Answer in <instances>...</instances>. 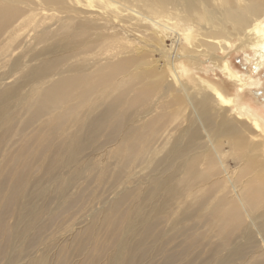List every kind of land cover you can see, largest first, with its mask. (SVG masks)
Returning a JSON list of instances; mask_svg holds the SVG:
<instances>
[{
    "label": "rangeland",
    "instance_id": "obj_1",
    "mask_svg": "<svg viewBox=\"0 0 264 264\" xmlns=\"http://www.w3.org/2000/svg\"><path fill=\"white\" fill-rule=\"evenodd\" d=\"M44 9L23 0L8 9L13 22L3 21L0 9V44L22 18ZM64 38L26 49L30 65L72 56L80 40ZM27 39L13 48L22 52ZM238 45L224 56L245 78L254 77L247 92L255 91L259 101L250 93L240 100L263 112L264 68L254 76L251 66L242 64L244 49ZM160 57L155 53L161 66L170 63ZM7 71L0 68V76ZM102 72L88 84L82 83L91 72L82 75L76 88H53L29 114L16 107L34 82L23 84L14 102L7 100L13 119L0 126V244L8 242L0 264H264V206L254 204L252 192L247 193L251 212L242 202L210 204L226 169L243 181L248 174L231 156L232 143L219 146L225 166H215L218 161L209 153L213 124L203 118L188 137L193 142L181 138L179 126L171 123L175 107L158 100L163 86L154 78L150 86L136 82L102 102L99 88L117 77L108 69L97 74ZM18 126L22 134L14 136ZM167 129L174 138L164 147ZM7 139L8 146L2 145ZM8 147L11 153L4 157ZM158 148L163 151L155 154ZM212 166L216 185L203 177ZM13 189L16 201L2 214Z\"/></svg>",
    "mask_w": 264,
    "mask_h": 264
},
{
    "label": "bare ground",
    "instance_id": "obj_2",
    "mask_svg": "<svg viewBox=\"0 0 264 264\" xmlns=\"http://www.w3.org/2000/svg\"><path fill=\"white\" fill-rule=\"evenodd\" d=\"M21 1L0 0L3 21L13 22L16 19L8 9L15 8ZM35 2L45 9L22 18L0 44V68L8 70L0 76V117H3L0 126L13 119L7 112V100L14 102L19 96H16L18 89L25 83L30 85L34 82L31 90L18 100L16 109L20 112L25 107L29 114L33 107L41 105L45 97L51 95L53 88H64L65 85L69 89L76 88L81 76L89 72L91 74L87 75L90 77L82 84H88L89 78L94 80L99 75L103 77L104 72L97 74L103 69L117 75L116 79L109 80L99 88V100L102 102L136 82L150 86L154 78L163 86L158 100L166 99L164 104L175 107L171 123L175 122L179 126L177 130L180 137L186 140L192 133H197L195 130L198 125L202 126L201 120L204 118L214 126L209 130L214 134V138L209 141V153L214 154L215 163L218 161L215 166H225L219 146L230 141L233 145L231 156L238 159L248 173L243 181L237 172L231 175L226 169L219 183L220 188L210 204L218 207L223 202H242V206L251 212L253 204L247 196L250 191L254 204L264 206V110L259 112L252 103L240 100L244 93H250L256 100L253 102L259 101L255 91L247 92L254 77L245 78V74L236 69L233 60L224 56L232 44L237 42L238 48L244 49L242 64L251 66L253 75L264 68V0ZM25 28H29V32L22 35ZM26 36V47L19 53L13 45ZM63 38L74 42L75 39L80 40V46L73 49L72 56H65L62 61L48 57L30 65L31 56L24 53L26 49L33 50L51 40L58 43ZM168 42L171 43L170 48L165 46ZM245 48L252 54L245 51ZM155 53L170 63L161 66L159 61L154 60ZM72 58H79L80 61L68 63ZM206 62H209L207 66ZM51 73L55 74L43 79ZM228 88L234 89L232 96ZM94 104L92 102L90 106ZM115 117H112L113 124H116ZM18 127L14 136L22 134L21 127ZM173 138L174 134L167 129L164 147L170 145ZM188 141L193 142L192 137ZM4 143L8 146V139L2 145ZM9 150V147L5 150L4 157L11 153ZM161 150L155 149L154 153ZM212 172L213 166L209 167L203 177L216 185ZM17 195V189L11 190L10 196L4 201L2 214L14 204ZM7 242L5 240L0 244V256Z\"/></svg>",
    "mask_w": 264,
    "mask_h": 264
}]
</instances>
